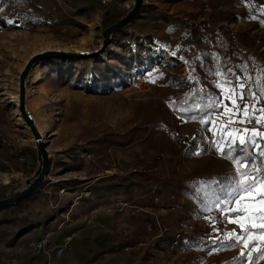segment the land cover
I'll return each mask as SVG.
<instances>
[{"label":"rangeland","instance_id":"obj_1","mask_svg":"<svg viewBox=\"0 0 264 264\" xmlns=\"http://www.w3.org/2000/svg\"><path fill=\"white\" fill-rule=\"evenodd\" d=\"M52 1L59 14L81 26L51 28L48 12L52 6L39 0L33 27L25 30L13 20L1 18L5 4L0 0V202L22 191L25 181L35 177L41 163L35 138L19 111V76L25 65L31 57L43 52L77 55L80 51L87 52L86 56L38 59L25 77L24 109L30 111L31 121L37 123L43 134L49 170L28 199L0 211V264H34L31 258L35 246L29 244L28 235L36 229L38 216L29 209L38 198H44L52 211L41 218L42 229L54 220L61 222L64 218L61 214L67 210L65 216L71 222L81 219L95 207L102 210L111 207L118 214L126 209L131 218L135 209L128 207L134 204V195L146 189L133 182L117 185L112 177L146 175L144 179H150V183H146L149 188L146 192H154L152 200L156 201V187L169 180L172 191L171 178H205L235 171L233 164L215 156L213 151L196 160L181 157L187 142L174 146L176 155L168 158L164 155L163 145L172 129V117H179L180 135L187 132L183 126L199 128L197 123H188L183 115L169 111L166 106L167 75L187 73L182 59L165 53L159 44L170 19L177 20L180 34L187 33L188 40L195 38L193 25L203 23L215 25L214 28L226 27L235 39L242 35L239 51L264 67V30L257 26V8H264V0H225L215 10L192 7L185 2L173 3L172 0H142L139 12L131 21L114 29L106 46H103L104 33L127 17L136 5L135 0ZM240 17L246 20L241 22ZM200 45L207 43L200 41ZM158 69L165 70V74ZM237 78L245 85L248 99L243 103L249 105L250 114L253 106L256 109L264 107L257 98L252 99L254 88L250 69L239 73ZM230 89L221 87V111H209V116L202 118L203 123H209L207 137L217 152L230 146L233 138L239 142L244 135L232 132L238 123L230 121L238 120L240 114L232 115L227 110L235 111V106L227 99ZM157 124L165 127V131L153 134L151 140L145 142ZM164 134L167 137L163 141ZM135 141L140 143L123 146ZM100 178L101 182L90 184ZM181 197L182 194L180 201H183ZM171 199L174 200L172 192ZM250 199L246 196L241 205L231 204L230 208H243V211H223L221 214L241 213L228 215L220 224L211 220L208 212L200 219L188 213L187 219L179 222L175 208L165 209L166 212L151 211L155 218L150 225L158 237L128 241L127 247H118V264H181L178 251L166 254L151 249L147 253L165 231L181 233L184 229L200 226L208 240L244 237L238 234L241 231L239 223L230 220L252 215L264 207L251 204ZM206 202L205 199V206ZM256 224L258 228L259 221ZM253 237L247 241L242 239L238 250L244 249L245 243ZM130 243L135 247L131 249ZM259 249L260 246L255 245L248 256ZM214 252L208 247L204 259L209 260ZM195 257L196 254L186 264H192ZM256 264H264V253Z\"/></svg>","mask_w":264,"mask_h":264},{"label":"trees","instance_id":"obj_2","mask_svg":"<svg viewBox=\"0 0 264 264\" xmlns=\"http://www.w3.org/2000/svg\"><path fill=\"white\" fill-rule=\"evenodd\" d=\"M3 1L5 11L1 18L13 20L25 30H31L33 27L32 22L36 18L35 16H37L35 12L38 10L37 4H39V0ZM43 1L45 4L52 6V10L48 12V21L51 28H66L69 25L81 26L78 23L68 21L66 16L59 14V9L52 0ZM172 1L173 3L185 2L192 7L215 10L223 5L225 0ZM151 16L155 19L157 18V15L151 14ZM245 20L244 17L239 18L241 22ZM175 22L177 20L174 19H170L167 22L165 34L160 39L159 44L165 50V53L172 55L176 59H182L187 73L167 75L165 87L169 93L165 97L166 106H168L169 111L173 110L183 115V118L188 123H197L199 128L195 135L189 139L187 136L178 134L179 117H172V129L163 145L164 155L166 158L176 155L174 146L180 142H187V146L180 154L181 157L186 159L194 158L196 160L207 152L213 151L215 156H218L220 159H226L230 164H233L235 171L225 175H208L205 178H171V181L174 183L171 191L174 200L171 199L167 203L158 204V207L162 209H177L179 222L186 220L188 213L194 214L196 219H200L204 213L208 212L210 219L216 221V224H220L229 215L227 213L221 214L231 207V204L227 203V201L235 199L230 193L237 178L238 167L232 159L227 158L223 153L231 150L233 151V156L248 155L251 157L249 163H254L256 167H260L261 169H264V157L259 154L261 149L255 150L252 146H248L246 153L235 151L233 145L224 147L220 152H217L210 137H207L209 123H203L202 118L209 116V111H221L219 104L222 100V93L221 87L217 85L223 84L226 80L235 84L237 75L245 73L248 69H250L253 75L254 94L257 100L264 104V67L261 64H256L250 55L239 51V43L243 42L242 35L240 39L237 37L235 39L233 38L234 35L230 34L226 27L214 28L216 27L215 25L208 26L206 23H203L193 25L192 31L195 38L188 40L185 37L188 34H180V28ZM257 26L264 30V8H257ZM208 31H211V33H208ZM200 41L206 42L207 45L201 46ZM159 71L163 74L166 72L163 69ZM232 84H229L226 88H231ZM162 131H165V127L163 128L160 124H157L155 130L150 135H147L145 142L150 141L153 134ZM138 143L140 141L126 143L123 146ZM238 144L239 142H236V145ZM260 144L264 148V141H260ZM196 153H199V155ZM250 171L255 173L256 168L253 167ZM144 176L146 175L136 173L121 179L117 177H112V179L117 185L121 182L126 184L133 182L136 185H143L145 188L146 183H150V179H144ZM101 180L102 178L96 182H101ZM145 192L146 190L143 193ZM181 194L183 201H180ZM205 199L207 200V206L204 205ZM209 205L212 207L209 208ZM199 207L203 208L202 211L197 210ZM240 213H231L229 216ZM259 231H264V229H260L259 227L253 229L254 233ZM238 234L246 235V233H241V231ZM206 236L207 233L200 226H195L193 229H184L181 233L165 231L154 243L153 247L147 249V253L151 249H157L166 254L178 251L180 254L179 258L182 259L181 264H186L190 261L194 254H196V257L192 261V264H256L257 260L264 253V240L259 239L256 235H254L250 242H247L248 247L242 250H238L242 241L237 242L233 238L208 240ZM255 245H259L260 249L252 251L251 257H249L248 254ZM208 247L214 249L215 252L206 261L204 259V251ZM186 250H188V253H185Z\"/></svg>","mask_w":264,"mask_h":264},{"label":"crops","instance_id":"obj_3","mask_svg":"<svg viewBox=\"0 0 264 264\" xmlns=\"http://www.w3.org/2000/svg\"><path fill=\"white\" fill-rule=\"evenodd\" d=\"M257 109L259 108L257 107ZM257 116H260L259 112ZM189 126V128L183 126L187 132L181 133V135L192 138L196 133L197 126ZM181 127L179 125V128ZM166 137L167 134H164L162 140L164 141ZM96 181H92L90 184ZM168 182L156 187L158 191L156 201L152 200L154 192L147 191L134 195L132 200L134 204L128 207L135 209L134 217H128L126 209L119 215L118 211L111 207L106 210L95 207L81 219L71 222L67 219L69 217L65 216L68 213L67 210L61 214L62 218H66L65 220L63 218L61 222L56 220L49 222L43 229L42 223L44 222L41 218L52 211L44 198H38L29 209L32 214L38 216L36 229L28 235L30 236L29 244L35 246L32 261L34 264H118L119 248L127 247L128 241L150 239L155 235L158 237L157 231H154L150 225V221L155 218V213L151 211L166 212L157 204L169 201L171 187ZM145 189L149 190L147 186ZM59 210L57 209L58 212H60ZM57 211H53V213ZM54 215L52 214V216ZM66 221L69 222L65 224ZM68 235L73 236L72 243L60 254H57L54 247L62 244ZM44 241L48 242L44 244ZM130 245H132L131 249L135 247L132 243Z\"/></svg>","mask_w":264,"mask_h":264},{"label":"snow or ice","instance_id":"obj_4","mask_svg":"<svg viewBox=\"0 0 264 264\" xmlns=\"http://www.w3.org/2000/svg\"><path fill=\"white\" fill-rule=\"evenodd\" d=\"M232 84L231 81H225L223 84H218V87H227ZM245 85L240 82L239 78L235 84H232L230 89V94L227 95V99L231 100L235 106V111L232 109H227L232 115L237 113L240 114V118L235 121H230L238 124L252 123L255 119L257 124H261V128L264 129V107L256 109L254 106L251 109V114L249 112V105L243 103L248 99V96L244 91ZM239 89V91H237ZM250 92V90H249ZM252 99H256L254 93L251 94ZM240 101L241 103H237ZM226 107V106H225ZM256 112L260 113V117L255 115ZM233 133H243L240 137L239 144L236 145L235 138L230 141V144L234 146V150L239 153H246L248 146H252L254 149H261L260 156L264 157V148L258 141H264V130L259 129H248V128H235L232 129ZM250 133V135H249ZM222 147V145H221ZM199 155V153H196ZM227 158L233 160L234 164L237 165V178L232 186V192L230 195L235 197L234 200L227 201L229 204L241 205L244 202V198L247 196L250 199V203L254 205H264V169L256 167L254 163H249L251 157L248 155H238L233 156V151L223 153ZM255 167V173L251 172L250 169ZM227 211H243V208H230ZM256 221H259V228L264 229V207L257 210L256 213L252 215L237 216L234 220L230 222L239 223L241 231L246 233L244 237L237 235L235 237L237 242L242 239L247 241L252 238L253 235L258 236L259 239L264 240V231H259L257 233L253 232V229L257 227ZM245 247L248 244L245 243Z\"/></svg>","mask_w":264,"mask_h":264},{"label":"water","instance_id":"obj_5","mask_svg":"<svg viewBox=\"0 0 264 264\" xmlns=\"http://www.w3.org/2000/svg\"><path fill=\"white\" fill-rule=\"evenodd\" d=\"M136 5L134 9L127 15V17L123 20H121L118 24L110 27L107 29V31L104 33V41H103V46H106L109 42V36L112 34L114 29L117 27L123 26L129 21L133 19V17L139 12L140 6L142 3V0H135ZM74 56H79L76 53H68V52H61V51H55V52H43L38 55H34L29 59L27 64L25 65V68L23 69L22 73L19 76V89H20V94H19V111L21 113V117L26 121L27 125L30 128V131L32 135L35 138L36 142V147L39 152V157H40V166L37 168V171L35 173V177L31 180H26L25 181V188L20 191L19 193L15 194L14 196L5 199L4 201L0 202V211L11 207L15 204L20 203L24 199H26L28 196L32 194V192L42 183L45 175L47 174L49 170V159L47 157V153L45 150V145L43 143L41 134L38 132L37 128L31 121L29 117L26 116V111L24 109V80L25 77L31 67V65L37 61L38 59L42 58H50V57H58V58H67V57H74Z\"/></svg>","mask_w":264,"mask_h":264},{"label":"built area","instance_id":"obj_6","mask_svg":"<svg viewBox=\"0 0 264 264\" xmlns=\"http://www.w3.org/2000/svg\"><path fill=\"white\" fill-rule=\"evenodd\" d=\"M79 55L80 56H86L87 55V52L85 51H80L79 52ZM26 111V116L30 117V111L29 110H25ZM236 128H240V129H243V128H248V129H259V130H264L261 128V124H257L255 119L252 121V123H249L248 125H245V124H237L236 125ZM123 206V204H122ZM72 240H73V236L72 235H68L64 238L63 240V243L60 244V245H56L54 247L55 251H57V254H60L63 250H65L66 248H68V246L72 243ZM48 241H44V244H46Z\"/></svg>","mask_w":264,"mask_h":264},{"label":"bare ground","instance_id":"obj_7","mask_svg":"<svg viewBox=\"0 0 264 264\" xmlns=\"http://www.w3.org/2000/svg\"><path fill=\"white\" fill-rule=\"evenodd\" d=\"M35 125V127L37 128L38 132L41 134V136L43 137V134L41 132V130L39 129L38 125L36 122L33 123Z\"/></svg>","mask_w":264,"mask_h":264}]
</instances>
